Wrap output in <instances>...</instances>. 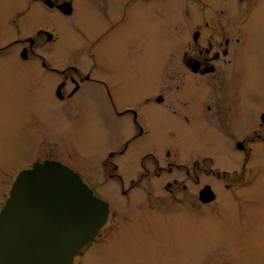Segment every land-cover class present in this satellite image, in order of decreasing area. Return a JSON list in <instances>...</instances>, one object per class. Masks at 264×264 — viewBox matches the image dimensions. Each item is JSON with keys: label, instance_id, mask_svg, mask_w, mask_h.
I'll list each match as a JSON object with an SVG mask.
<instances>
[{"label": "rangeland", "instance_id": "obj_1", "mask_svg": "<svg viewBox=\"0 0 264 264\" xmlns=\"http://www.w3.org/2000/svg\"><path fill=\"white\" fill-rule=\"evenodd\" d=\"M15 1L0 0L1 12ZM75 1L76 11L70 18L53 12L31 13L30 23L41 24L57 37L55 42L36 38L33 55L25 43L26 60L20 59L18 46L0 57V200L4 201V192L8 194L9 177L17 166L54 160L76 171L96 197L121 214L113 237L100 246L104 249L93 246L75 264H225L222 255L226 251L232 258H225L227 264H264V146L257 147L254 162L242 165L240 155L232 149L223 150L220 140L235 142L243 136L236 140L226 134L217 137L208 128L192 124L185 113L179 117L181 106L173 105L178 109L173 112L154 104L144 110L150 128L147 134L131 142L125 154L115 160L108 156L109 151L123 149L134 136L131 118L119 115L127 105L145 102L144 98L153 94L179 97L177 90L188 88L177 58L179 41L184 43L182 55L189 50L192 17H216L224 0H131L128 5V0ZM9 26L5 27L7 38L14 32ZM247 31V58L257 56L260 67L262 58L257 53H264V13H254ZM90 44L93 59L88 53ZM40 56L48 67L73 65L83 73L91 71L92 78L101 77L108 85L112 99L104 89L92 93L104 99L89 98L83 89L79 96L84 99L59 101L55 89L66 74L42 67ZM162 64L166 69L163 79ZM245 72L248 76L243 75L241 97L250 106L247 114L253 101L264 106V96L254 90H262L263 76L256 69ZM208 86L204 88L213 89V84ZM163 146H170L182 165L189 166L168 170L162 161L155 164L149 159L144 169L137 167L142 151H150L159 160L165 158ZM195 152L212 155L220 166L210 169L207 162H199V167L191 168ZM113 162L117 171L112 169ZM255 169L261 176L257 196L252 195L251 187L237 190L235 199L229 201L232 189H225L221 181L214 184L220 197L226 196L233 206L222 202L225 219L216 218L208 230L198 227L212 217L214 204L199 205L196 193L214 181V170L253 176ZM243 192L253 201H243L238 195ZM174 208L181 210L175 213ZM130 217L133 222L128 221ZM182 223L192 230L187 231Z\"/></svg>", "mask_w": 264, "mask_h": 264}, {"label": "flooded vegetation", "instance_id": "obj_2", "mask_svg": "<svg viewBox=\"0 0 264 264\" xmlns=\"http://www.w3.org/2000/svg\"><path fill=\"white\" fill-rule=\"evenodd\" d=\"M76 2L77 1L75 0H17L12 2L10 8H7L6 11L1 12L0 7V57L3 56L2 54H4L11 47L18 46L19 48L17 53L20 59L26 60L27 58H22V51L26 49V46H24L25 43L29 44V52L33 55L35 54L33 48L36 38L44 37L46 43L55 42L57 37H54V34L41 27V24L30 23L31 13L33 10H35V12L43 11V13L53 12L57 15H61L62 17L70 18L76 11ZM126 3L127 5L130 4L131 0H128ZM65 5L69 6L68 13L64 12ZM219 9L216 12L219 15H216V17H202L200 15L192 17L195 21L192 22L194 29L189 38L190 41L187 44L189 50H183L184 52H182V55L181 50L184 43H181V39L179 41L180 49L177 53V58H180L179 64L181 71H184L183 73L185 75L186 85L188 88L184 90H177V92L180 91L179 97L177 96L178 98L174 96L167 98L166 96H163L162 93L156 95L153 94L152 96L144 98L146 100L145 102L137 101L135 104L127 105L124 108V111L119 112V115H128L131 118L134 136L125 142L123 149L118 151H109V157H114L113 159L115 160L117 157L122 156L129 148L131 142L138 140L147 134L150 128L147 125V118L144 110L146 106L156 104L161 107L168 108L173 112L178 110L177 108L176 110L173 105L181 106L183 110H178L179 117L181 114L185 113L184 115L190 117L192 124L205 130L209 129V131L217 137L225 134L230 137L233 136L234 138L240 135L243 136V138L238 140L235 138V142H231L229 140L230 142L224 143L220 140L221 144H224V146L221 145L222 149H232L237 152L240 155L242 165L254 162L257 147L264 146V106H256L255 104H257V101H253L251 102V110L246 114V109L250 106L245 99H242L241 93L244 90L242 80L244 77L246 78L248 76V73L246 74L245 70L256 69L257 73H260L261 76H263L261 78L262 85H260L262 86V90L260 88H256L254 90L256 92V90L259 89L258 94L264 96V53H257V55L262 58V64L260 67L257 62V56L247 58L246 55L247 46L250 42V34L247 29L249 24H251L254 13L255 15L264 13V0H224L223 8ZM222 12L223 14L221 15ZM7 23L10 24L9 27L14 30L13 36L9 38L6 37L5 32ZM32 24L35 25L32 29H30ZM48 34L51 35L50 39H48ZM8 39H10V41H7ZM100 39L101 38H99V40ZM89 49V57L90 59H93L91 44ZM27 50L28 49H26V51ZM41 59L42 67L45 69L47 68L50 72L58 75L66 74L64 76L65 79L62 80L55 89V97L59 101H65L66 99H84V96H79V93L83 91V89L88 91L90 94L89 98L104 99V96L103 98L99 96H92V93L96 90L104 89L107 91L109 88L101 77L92 78L91 71L83 73L82 68L80 70L73 65L63 68L59 65L48 67V62L46 63L43 57H41ZM256 62L257 65L255 64ZM163 68L162 79L164 77L166 78L165 65ZM244 73L245 76L243 77ZM178 76L180 79V72ZM174 77L177 76L175 75ZM212 84L213 89L211 88L210 90L209 88H206V90L204 88ZM70 86L72 87L68 90ZM160 90L161 87L159 85V92ZM205 90L207 91L205 93L206 95H203ZM188 92H190V95H188ZM107 94V98L112 99L108 91ZM1 98L2 96L0 99ZM185 118L188 120L187 117ZM169 147L170 146H163V149L165 148V158H160V160L152 155L150 151H142L139 153V157L136 161L137 167L139 166L144 169L145 163L148 162L149 159L155 164L162 161L168 167V170H177L188 167L189 165H182V160L176 154H172L171 148L168 149ZM192 157L195 159H191V168L199 167V162H207L210 169H213V167L215 168V166H220V164H218V160L212 155L205 156V153L201 154L199 152H195ZM189 160L190 159H187L186 161ZM43 161L46 160L44 159L39 162ZM36 162L38 161H34L33 163L28 162L25 166H22V164L17 166L14 169L13 174L9 177L11 185L21 171L31 168V166ZM158 168L162 167L158 166ZM112 169L115 171L118 170L114 162L112 163ZM255 170L256 174L253 176L251 174L248 176H244V174L237 175L236 173H229L226 170H222L221 172L214 170L212 173L214 174V181H211V184L207 183L203 185L196 193V200L199 205L207 206L214 204V210L210 215L212 216L210 218L212 221L211 223H209L210 221L207 222L208 218L204 220L205 222L199 224L198 227H203L206 228L204 230H208L211 229L216 218H221L222 220L225 219L223 212L226 207H224L222 212L220 207L221 203L225 202V205H232V201L230 203L228 200L230 201L231 198L235 199L234 196L236 194H234V192L237 190H247L254 187L252 195L257 196V189L261 184V176L259 175L258 170ZM81 179L84 181V178L81 177ZM119 179L121 180V177H119ZM194 180L196 184L200 183L198 177H195ZM220 181L222 183L224 182L225 189H232L229 192L227 191L229 193L228 200L226 196L221 198L215 189L214 184ZM173 182L175 185L178 184L177 179H173ZM182 186L185 187L184 185ZM206 186L210 188L212 194H204L201 192L202 188ZM229 195L231 197H229ZM238 195L243 198V201H253L251 197H247L250 196L247 192H243ZM205 196H212V199H207ZM6 197L7 193L4 192V201L0 200V210L4 205ZM106 203L108 204V214L104 225L100 228L96 237L89 244L84 246L79 254L74 258L73 264H75L78 257L85 256L93 246L98 245L99 248H101V245H107L112 234L118 229L122 221L120 217L121 214L118 210L111 209L108 202ZM180 210V208H174L175 213H178ZM232 210L233 208L231 211ZM130 214L134 216V214ZM202 215L205 218L208 217L206 214ZM128 221L133 222L132 217L128 218ZM182 226H185L187 231L192 230V226L190 228L186 223H182ZM194 231L195 227L193 228V232ZM173 240L177 242L175 238ZM222 256L224 263L227 264L228 262L226 263L225 258H231L229 253L226 251Z\"/></svg>", "mask_w": 264, "mask_h": 264}, {"label": "water", "instance_id": "obj_3", "mask_svg": "<svg viewBox=\"0 0 264 264\" xmlns=\"http://www.w3.org/2000/svg\"><path fill=\"white\" fill-rule=\"evenodd\" d=\"M201 192L212 194L208 186ZM107 214L108 204L72 169L36 162L19 173L0 210V264H72Z\"/></svg>", "mask_w": 264, "mask_h": 264}]
</instances>
